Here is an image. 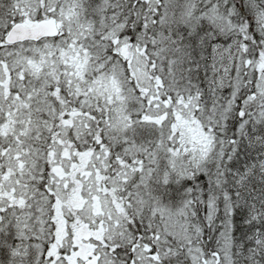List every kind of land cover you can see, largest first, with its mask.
Masks as SVG:
<instances>
[{
  "label": "snow or ice",
  "instance_id": "6c2138e0",
  "mask_svg": "<svg viewBox=\"0 0 264 264\" xmlns=\"http://www.w3.org/2000/svg\"><path fill=\"white\" fill-rule=\"evenodd\" d=\"M0 264H264V0H0Z\"/></svg>",
  "mask_w": 264,
  "mask_h": 264
}]
</instances>
